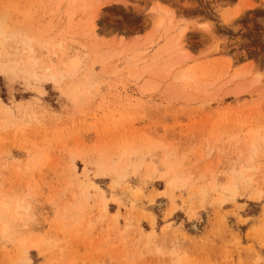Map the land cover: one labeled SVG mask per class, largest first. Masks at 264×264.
Masks as SVG:
<instances>
[{"label":"rangeland","instance_id":"rangeland-1","mask_svg":"<svg viewBox=\"0 0 264 264\" xmlns=\"http://www.w3.org/2000/svg\"><path fill=\"white\" fill-rule=\"evenodd\" d=\"M0 26V202L28 209L0 264H264V0H0Z\"/></svg>","mask_w":264,"mask_h":264},{"label":"bare ground","instance_id":"bare-ground-1","mask_svg":"<svg viewBox=\"0 0 264 264\" xmlns=\"http://www.w3.org/2000/svg\"><path fill=\"white\" fill-rule=\"evenodd\" d=\"M242 11L239 9V7H237L234 11V14L230 17L231 19L236 18ZM228 18H225L224 21H227ZM161 21L160 20H156L155 22V26L160 27L161 25ZM93 25V24H92ZM90 26L89 30H88V34L94 35V27ZM2 27V26H0ZM5 31V30H4ZM3 30L0 29V56L2 55V44L4 41H6L7 37L6 34ZM90 32V33H89ZM10 34V33H9ZM8 34V35H9ZM15 34V33H13ZM184 32L182 31L179 35V43H178V47L181 49L183 46V37H184ZM7 35V36H8ZM12 36V33L10 34ZM9 35V38H10ZM8 38V39H9ZM11 39H13V37H11ZM23 46L26 48V58L27 61H29L31 63L32 66L36 65V61L31 57L33 55V48L31 46V40L30 39H23L22 41ZM79 48H83V46H79ZM74 49L71 48V51L69 53H66L63 58L59 59V63L53 64V66L48 67L46 69V73L49 74V77L51 79H54L55 74H57L60 77H65L67 74H74L77 69H78V65L79 62L76 58V56L74 55ZM181 78V77H180ZM21 202H16L14 204V206H10L8 203L6 202H0V208L3 209V211L5 213H8L9 215L15 217L19 222H22V217H26L28 214V209L25 208L24 206H22L20 204ZM25 225H19V226H13V227H24ZM12 227V225L4 223L3 224V228L2 231L3 233H5L7 230H9Z\"/></svg>","mask_w":264,"mask_h":264}]
</instances>
